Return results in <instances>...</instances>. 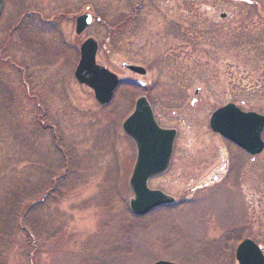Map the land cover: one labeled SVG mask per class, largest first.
I'll return each mask as SVG.
<instances>
[{"label":"rangeland","instance_id":"374dc122","mask_svg":"<svg viewBox=\"0 0 264 264\" xmlns=\"http://www.w3.org/2000/svg\"><path fill=\"white\" fill-rule=\"evenodd\" d=\"M4 1L0 264H236L244 239L264 256V150L248 156L208 126L228 103L264 115V0ZM88 38L97 64L141 88L98 105L73 77ZM141 96L176 130L168 169L147 182L174 202L136 221L121 124Z\"/></svg>","mask_w":264,"mask_h":264},{"label":"water","instance_id":"95a60500","mask_svg":"<svg viewBox=\"0 0 264 264\" xmlns=\"http://www.w3.org/2000/svg\"><path fill=\"white\" fill-rule=\"evenodd\" d=\"M193 1V0H186ZM245 1V0H232ZM3 0H0V14ZM225 15L222 14L223 18ZM91 16L81 15L75 19L76 35H80L91 23ZM96 42L85 40L79 47V60L73 76L78 84L93 92L99 105H107L118 85L117 77L98 66L95 62ZM135 74L144 75L142 68L127 66ZM227 114V119H218V114ZM209 128L213 133L229 141L250 156L260 154L264 143L260 134L264 127V117L253 112H242L233 104H227L215 110L209 118ZM122 132L132 140L136 148L135 162L128 180L132 198L129 211L133 216L141 217L152 209L173 204V199L160 191L150 190L147 181L163 174L169 165L175 130L161 129L154 121L151 109L144 97L134 103L133 112L121 125ZM234 259L238 264H264V258L258 247L250 240L242 241L235 249ZM154 264H173L158 261Z\"/></svg>","mask_w":264,"mask_h":264},{"label":"flooded vegetation","instance_id":"af4514ba","mask_svg":"<svg viewBox=\"0 0 264 264\" xmlns=\"http://www.w3.org/2000/svg\"><path fill=\"white\" fill-rule=\"evenodd\" d=\"M247 4H250V3H247ZM222 14H224L225 16L222 18L221 17V15ZM135 15H136V12L135 11H133V14H132V16H128V17H124L123 18V20H122V22H120L119 24H118V26L117 27H120V26H122L123 24H125L126 23V20L128 19V18H131L132 20L133 19H135ZM226 13H221L220 15H219V19H225L226 18ZM96 21H100L98 18H97V20ZM96 56H97V54H96ZM122 67L123 68H125V69H127L126 68V65H122ZM140 67V66H139ZM140 68H142L144 71H145V69L143 68V67H140ZM146 75V71H145V73H144V75L143 76H145ZM122 82V81H121ZM121 82H120V86H127L128 88H141V87H139V85H137V84H134V83H131V82H123L124 84H121ZM145 93V92H144ZM146 94V93H145ZM141 97H144L145 98V100L147 101V103L149 104V106H150V108H151V111H152V113H153V109H152V107H151V105H150V103H149V101H148V99L145 97V96H141ZM193 102L194 101H192V103L191 104H193ZM261 115V114H260ZM153 116H154V113H153ZM262 116H264V115H262ZM154 119H155V117H154ZM155 121H156V119H155ZM156 123H157V121H156ZM158 124V123H157ZM264 130V129H263ZM263 130H262V133H263ZM262 133H261V137H262ZM215 179V178H214Z\"/></svg>","mask_w":264,"mask_h":264},{"label":"trees","instance_id":"16d2710c","mask_svg":"<svg viewBox=\"0 0 264 264\" xmlns=\"http://www.w3.org/2000/svg\"><path fill=\"white\" fill-rule=\"evenodd\" d=\"M27 19V18H26ZM32 24V22H30V21H27V22H25V26H27V27H30L29 29H31V25ZM32 30V29H31ZM15 31H17V32H20L21 30H19V27H17L16 28V30ZM128 88V87H127ZM131 89V88H130ZM65 175V174H64ZM62 177H64V176H62ZM62 177L59 179V180H61L62 179ZM51 191H49V194L50 195H52L55 191H58L57 190V187L55 186V185H53L52 187H51V189H50ZM30 208V207H29ZM31 209V208H30ZM145 217V216H144ZM136 221H139V219H141V218H143V217H140V218H137V217H133Z\"/></svg>","mask_w":264,"mask_h":264},{"label":"snow or ice","instance_id":"6c2138e0","mask_svg":"<svg viewBox=\"0 0 264 264\" xmlns=\"http://www.w3.org/2000/svg\"><path fill=\"white\" fill-rule=\"evenodd\" d=\"M227 118H228L227 114H225V113L218 114V119L224 120V119H227Z\"/></svg>","mask_w":264,"mask_h":264}]
</instances>
